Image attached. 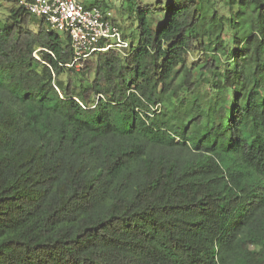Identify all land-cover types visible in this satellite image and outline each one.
Wrapping results in <instances>:
<instances>
[{
  "label": "trees",
  "instance_id": "obj_1",
  "mask_svg": "<svg viewBox=\"0 0 264 264\" xmlns=\"http://www.w3.org/2000/svg\"><path fill=\"white\" fill-rule=\"evenodd\" d=\"M20 1L0 19V264H264V0H128L138 43L81 66ZM202 83L206 110L183 96Z\"/></svg>",
  "mask_w": 264,
  "mask_h": 264
},
{
  "label": "built area",
  "instance_id": "obj_2",
  "mask_svg": "<svg viewBox=\"0 0 264 264\" xmlns=\"http://www.w3.org/2000/svg\"><path fill=\"white\" fill-rule=\"evenodd\" d=\"M27 10L45 19L48 28L66 32L71 39L77 66L98 50L122 49L128 46L109 10L80 0H21ZM104 45H101L104 43Z\"/></svg>",
  "mask_w": 264,
  "mask_h": 264
},
{
  "label": "rangeland",
  "instance_id": "obj_3",
  "mask_svg": "<svg viewBox=\"0 0 264 264\" xmlns=\"http://www.w3.org/2000/svg\"><path fill=\"white\" fill-rule=\"evenodd\" d=\"M87 6L100 5L103 9L109 10L112 13L113 19L117 24L121 26V36L123 40H125L128 44H137L139 41V29H138V21L134 18L135 13L131 15L128 9L129 3L128 0H80ZM147 3L156 4L157 0H143ZM166 2V0H162ZM214 1L215 8L220 11V14H229V7L226 0H212ZM13 0H0V19L5 20L10 8L13 6ZM123 10H127L129 14H123ZM212 13V11H211ZM40 20L37 19L31 23V27L33 29H37L38 23ZM155 24H158L162 21V16L156 15ZM158 27V25H157ZM126 37H125V36ZM224 55L223 52H220V61H223ZM65 77V76H62ZM179 80V78L177 79ZM228 93V92H227ZM222 94H226L223 92ZM186 98L190 100L202 99L203 108L206 110L209 106V93L208 86L205 83H202L201 86L193 93H188L187 95L183 94ZM164 107L170 108L168 104L165 103ZM210 117H206L204 119V123L209 122L211 124L213 119H209Z\"/></svg>",
  "mask_w": 264,
  "mask_h": 264
}]
</instances>
